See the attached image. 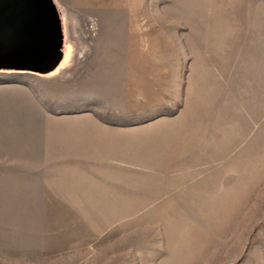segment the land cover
<instances>
[{"label": "rangeland", "instance_id": "obj_1", "mask_svg": "<svg viewBox=\"0 0 264 264\" xmlns=\"http://www.w3.org/2000/svg\"><path fill=\"white\" fill-rule=\"evenodd\" d=\"M63 57L0 70V264H264V0H54Z\"/></svg>", "mask_w": 264, "mask_h": 264}, {"label": "water", "instance_id": "obj_2", "mask_svg": "<svg viewBox=\"0 0 264 264\" xmlns=\"http://www.w3.org/2000/svg\"><path fill=\"white\" fill-rule=\"evenodd\" d=\"M63 42L54 0H0V70L51 73L63 58Z\"/></svg>", "mask_w": 264, "mask_h": 264}, {"label": "crops", "instance_id": "obj_3", "mask_svg": "<svg viewBox=\"0 0 264 264\" xmlns=\"http://www.w3.org/2000/svg\"><path fill=\"white\" fill-rule=\"evenodd\" d=\"M67 56H68V52H67V50H65L63 59L66 60L67 59Z\"/></svg>", "mask_w": 264, "mask_h": 264}]
</instances>
